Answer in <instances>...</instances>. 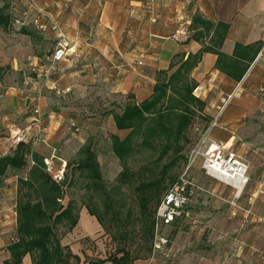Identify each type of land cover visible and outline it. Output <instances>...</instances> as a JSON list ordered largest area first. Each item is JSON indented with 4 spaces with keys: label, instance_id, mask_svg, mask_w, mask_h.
<instances>
[{
    "label": "crops",
    "instance_id": "1",
    "mask_svg": "<svg viewBox=\"0 0 264 264\" xmlns=\"http://www.w3.org/2000/svg\"><path fill=\"white\" fill-rule=\"evenodd\" d=\"M35 2L39 7L46 4L47 17L60 24L71 41V49L68 57L58 62L55 70L49 71L48 57L56 49L57 36L52 31L42 33L33 24L28 26L35 30L34 35L27 36L32 39L36 53L31 62L34 79L27 89V100L34 110L39 96L41 106L47 105L42 90L59 99L57 105L44 108V133L39 134L36 116H32L23 128L12 125L15 129L10 131L31 129L25 140L34 141L39 137L35 149L45 156H56L59 165L73 161L89 137H93L97 144L94 133H88L93 118L84 119L85 116L99 114L102 119L112 120L113 127L111 125L109 131L124 138L129 131L117 128L113 114L121 112L129 100L127 96L132 94L137 103L148 99L153 93L157 71L168 70L177 54L186 59L206 46L217 48V25L224 23L228 26L220 46L225 55L220 59V66L219 55L209 50L203 53L192 71L197 82L194 94L205 103L202 115L209 118L208 124L216 115L221 99L233 95L218 125L212 129L210 139L237 151L246 159L250 165V180L237 193L230 185L206 175L216 181L215 186H210L207 192H197L189 207L190 215L166 228L170 236L168 254L176 256L170 264H230L224 254L226 249L222 250L223 256L221 251L212 250L198 256L192 246L196 241L209 246L250 247V250L264 246V92L260 90L264 86V0ZM16 4L20 12L27 6V0H17ZM197 16L212 22L213 28L209 31L201 22H194ZM181 28L186 34L178 33ZM237 51L243 56L236 55ZM254 52H257L255 59L243 78L237 80L236 76ZM55 87H70L71 91L59 96ZM6 100L10 111L12 102L9 98ZM6 113L0 108V123L7 119ZM204 123L200 121V128L203 129ZM72 124L78 127H71ZM200 128L196 130L201 131ZM123 131H127L124 136L121 135ZM199 168L202 170L201 166ZM197 170L198 165L192 176L198 182ZM13 180L17 189V178ZM208 197L216 198L213 208L202 206L208 202ZM200 216L206 217V221L201 223L199 233L195 232L198 238H193L191 233L196 226L189 227L185 221L189 218L198 221ZM4 231L0 221V264H6L11 257L8 244L3 247ZM16 232L17 226L14 234ZM104 233L106 230L98 218L84 204L77 225L63 235L61 242L80 257V264H90L93 259H107L116 249L109 251L106 248ZM167 255L140 258L135 264H163L162 259ZM255 260L256 263L252 257L243 255L235 259V264H264V255L261 260ZM22 264H33L31 254L23 258ZM107 264L111 262L108 260Z\"/></svg>",
    "mask_w": 264,
    "mask_h": 264
},
{
    "label": "trees",
    "instance_id": "2",
    "mask_svg": "<svg viewBox=\"0 0 264 264\" xmlns=\"http://www.w3.org/2000/svg\"><path fill=\"white\" fill-rule=\"evenodd\" d=\"M0 3V31H9L20 26L21 33L35 34V30L28 28L31 24L35 26L32 20L25 21L22 25L16 24L23 9L17 11L15 0H0ZM197 21L209 31L214 26L212 22L199 16L194 18V22ZM227 31L226 24L217 25V48L206 46L196 54H189L186 59L181 54L175 55L168 70L157 71L153 93L148 99L137 103L134 96L129 94V100L121 112L113 114L117 128L129 131L124 138L117 134L110 135L111 150L124 164L123 170L117 176L118 185L132 183L134 174L129 168L130 160H139L151 153L158 156L156 160L162 166L160 178L143 181L135 188L140 205L139 220L143 224L144 242H138L135 249H132L128 234H123L119 228L120 211L113 209L114 197L106 188L93 137H89L75 159L68 163L66 180L63 182L54 180L47 171L45 158L48 156L35 149L40 141L23 139L10 152L0 154V185L4 184L11 172L17 176V232L13 235L15 240L10 239L8 243L11 257L6 264H22L27 254H31L33 264L81 263L80 257L61 242L63 235L72 231L79 221L81 206L67 192L69 186L79 178L86 189L83 198L86 199L85 204L89 211L98 218L116 242L115 251L107 259H93L90 264H107L108 260L111 264H135L137 259L149 256L153 244V216L161 194L168 188L167 183L174 185L181 177L177 179L176 176H170V170L182 162L187 164L188 157L185 152L194 141L191 129L198 128L197 124L200 125L203 120L204 127L198 131V136L201 137L209 125V118L202 115L205 103L194 94L197 82L192 77V71L200 62L203 53L209 50L219 55L220 66V59L225 57L220 46ZM193 36L200 39L197 34ZM236 55L243 56L238 51ZM256 55L257 52H254L248 63L241 68L236 76L237 80L243 78ZM71 166L73 175L68 173ZM76 173L79 178H75Z\"/></svg>",
    "mask_w": 264,
    "mask_h": 264
},
{
    "label": "rangeland",
    "instance_id": "3",
    "mask_svg": "<svg viewBox=\"0 0 264 264\" xmlns=\"http://www.w3.org/2000/svg\"><path fill=\"white\" fill-rule=\"evenodd\" d=\"M16 1L15 7L17 6ZM20 7L22 6L20 5ZM20 29V26H16L9 31H0V108L1 111H5V113L7 112V119L0 123V154L10 152L13 147L12 145H16L17 138L19 136H22L24 139L27 138L28 131L31 130L28 129L26 132L20 131L13 133L10 131L15 129L12 125L23 128L32 116H36L34 110L31 109L32 107L30 106L29 101L27 100V96L29 94L27 89L30 85L26 84L27 79H34L33 66L31 65V62L36 53L35 46L31 41L32 39L29 36L21 33ZM41 95L42 97H47V105L44 107L41 106L42 117L44 119V108L55 105L59 98L58 96H53L49 92H45V90H42ZM7 98H9L12 102L10 111H8V107H6ZM118 106L121 108L123 107V105L120 103ZM88 117L93 118L90 120L91 125L89 126L90 128H88V133H94V137L98 139L96 149L99 154V160L101 163L106 188L114 197L113 209L120 211L119 228L123 234H128L130 246L132 249H135L138 242H140V244L144 242L142 235L143 224L139 220L140 205L138 201V194L135 188L143 181H150L155 178H160L162 169L161 163H158L156 160L158 156H153L151 153H148L149 155H146L139 160H130L129 168L134 174L132 183L127 185H118L117 176L123 170L124 164L112 152L110 147V135L112 133L109 131V127H111V125L113 127V121L111 120L109 122L107 118L102 119L99 114L93 116L87 115L84 117V119ZM44 124L45 121L43 122V125ZM76 125L71 127H76ZM197 125L199 128L201 127L199 124ZM96 131H98V134H95ZM126 133L127 131H123L121 132V135L124 136ZM191 134L194 138V141L188 146V149L185 152L187 157H189L192 149L200 140L198 131L196 129H191ZM197 165L198 170L195 174V177L197 178L198 183L206 188V190L209 189L210 186L214 187L216 181H212L211 178L207 177L206 174L202 172V170H199V167L201 166L200 162ZM186 166L187 164L185 165V163L182 162L181 165H178L177 167H174L172 170H170V176H176L178 179V177H180L185 172ZM68 173L69 175H73L72 166L68 168ZM76 177H78V173L75 174V178ZM16 178L17 176L11 172L10 175L5 179L4 184L0 185V221L2 230L5 229L2 235L4 244L3 247H6V245L9 243L11 237L16 231L17 226V189L16 184L13 185V179ZM167 186L168 188L161 194L159 204L168 190L172 187V185L169 183H167ZM67 192L69 197L76 198L80 206L85 204L86 199L83 197L85 196L86 189L83 181L80 178L76 181V183L69 186ZM207 201L208 202L202 205L203 207L213 208L216 205V198L208 197ZM159 204L157 205L153 216V241L155 235L156 212ZM223 205H225V203ZM196 220L189 218L185 221V224L189 223V227L196 226L194 232L191 233L193 238H198V235H195V232L197 231V233H199L200 225L206 221V217L203 218V216H200L198 221ZM114 228H117V226H114ZM102 237L107 244L106 248L110 249L109 251L116 247V242L112 240L110 233L106 232ZM185 238H188V236H185ZM197 243L198 242L196 241L192 248H194L195 253H197L198 256L201 254H207L211 250L214 252L221 251L220 255L223 256L222 250L226 249L224 254L227 256L230 264H235V259H238L243 255H247L250 258L252 257L254 259V263H256L255 259L261 260V257L264 255V246L254 247L253 250H250V247H243V249H240V247L236 246L218 247L209 246L208 243ZM148 255V257L153 256V244L152 251ZM174 259H176L174 253L168 254L162 259V262L163 264H170Z\"/></svg>",
    "mask_w": 264,
    "mask_h": 264
},
{
    "label": "built area",
    "instance_id": "4",
    "mask_svg": "<svg viewBox=\"0 0 264 264\" xmlns=\"http://www.w3.org/2000/svg\"><path fill=\"white\" fill-rule=\"evenodd\" d=\"M45 7H39L35 0H27V6L22 10L21 15L17 17L16 24L22 25L28 18H32L35 26L43 31H52L57 36L56 49L50 60L49 71L56 69V64L65 60L71 49V41L66 32L62 29L57 21L51 20L47 17ZM179 34H186V30L181 28L178 30ZM32 79H27L26 84L31 85ZM57 95L62 96L71 91L67 88H54ZM264 92V86L260 89ZM233 95H228L221 99V104L217 106V113L214 116L208 127L202 132L200 140L192 149L185 172L181 175L179 180L172 185L168 192L160 202L156 212L155 235L153 241V258L157 255H167L170 249V236L166 232V228L173 223L184 219L190 215L189 207L197 192H207L206 188L201 186L192 176V171L200 162L202 170L211 178L223 182L235 188L237 193L243 190L249 183V169L250 165L246 159L237 151L227 148L224 144L215 142L210 139L212 129L218 125L219 119L230 103ZM40 100V96H39ZM38 100L37 107L34 109L36 115V123L39 134L45 132L43 125L44 119L42 117L41 104ZM73 124L72 126H75ZM24 138L19 136L17 143ZM40 141L38 137L36 142ZM47 171L58 182L66 180L67 164H58L57 158L54 155L45 158ZM231 204H235L231 201ZM17 214V213H16ZM14 236L11 241H14Z\"/></svg>",
    "mask_w": 264,
    "mask_h": 264
}]
</instances>
